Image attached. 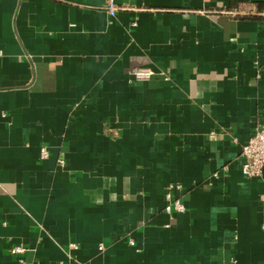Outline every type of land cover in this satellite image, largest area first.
Here are the masks:
<instances>
[{"label": "crops", "instance_id": "1", "mask_svg": "<svg viewBox=\"0 0 264 264\" xmlns=\"http://www.w3.org/2000/svg\"><path fill=\"white\" fill-rule=\"evenodd\" d=\"M116 2L0 0V264H264V0Z\"/></svg>", "mask_w": 264, "mask_h": 264}, {"label": "built area", "instance_id": "2", "mask_svg": "<svg viewBox=\"0 0 264 264\" xmlns=\"http://www.w3.org/2000/svg\"><path fill=\"white\" fill-rule=\"evenodd\" d=\"M136 1V0H128ZM104 9L107 12L109 18H115L120 11L134 10L129 4L118 5L116 0H103ZM132 77L136 81L148 80L155 75L154 71L148 67H136L131 71ZM41 157L46 159L48 157V149H41ZM63 163V162H62ZM241 170L243 175L248 178H257L263 174L264 169V126H258L254 135L250 140L242 146L241 151ZM229 169L228 166L224 170ZM167 192V205L165 206V212L168 216H172L173 213H183L186 208L179 197H176L178 191H182V187L179 184L172 185L168 188ZM132 243V241H131ZM72 248H76V245H71ZM102 249V247H100ZM25 250L22 247H14L13 253L21 254Z\"/></svg>", "mask_w": 264, "mask_h": 264}, {"label": "trees", "instance_id": "3", "mask_svg": "<svg viewBox=\"0 0 264 264\" xmlns=\"http://www.w3.org/2000/svg\"><path fill=\"white\" fill-rule=\"evenodd\" d=\"M258 6H259L260 9H264V3H259Z\"/></svg>", "mask_w": 264, "mask_h": 264}, {"label": "water", "instance_id": "4", "mask_svg": "<svg viewBox=\"0 0 264 264\" xmlns=\"http://www.w3.org/2000/svg\"><path fill=\"white\" fill-rule=\"evenodd\" d=\"M263 171H264V169H263Z\"/></svg>", "mask_w": 264, "mask_h": 264}]
</instances>
